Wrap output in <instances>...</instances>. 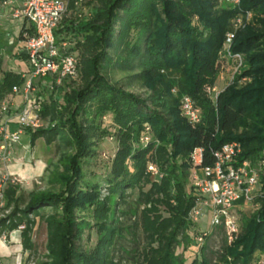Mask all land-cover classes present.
Instances as JSON below:
<instances>
[{
  "label": "trees",
  "instance_id": "1",
  "mask_svg": "<svg viewBox=\"0 0 264 264\" xmlns=\"http://www.w3.org/2000/svg\"><path fill=\"white\" fill-rule=\"evenodd\" d=\"M4 1L16 7L15 0H0L6 16L0 20V103L23 87L27 69L4 70V56H14L34 34ZM78 1L68 0L55 38L62 53L78 59L80 82L64 80L56 96L38 97L46 127L27 131L32 147L43 138L47 146L56 144L60 158L41 178L45 189L25 192L21 184H8L3 209H14L0 219V238L23 225V250L33 254L30 235L39 218L46 223L48 264H256L264 252V199L253 213L240 210L233 244L221 227L210 228L197 244L205 229L189 217L196 203L189 184L197 148L204 166L213 164V151L232 142L241 145L239 161L264 156V0L239 6L226 0H88L81 2L85 13ZM247 12L251 18L231 44L242 59L238 76L212 101L203 88L214 86L226 35ZM12 20H22L17 35L20 24L13 27ZM17 59L27 61L24 52ZM184 96L201 110L195 127L180 116ZM106 116L113 124L105 128ZM147 126L149 141L140 144ZM108 137L117 150L99 172L93 166ZM151 160L158 175L148 172ZM261 182L264 193V176Z\"/></svg>",
  "mask_w": 264,
  "mask_h": 264
},
{
  "label": "built area",
  "instance_id": "2",
  "mask_svg": "<svg viewBox=\"0 0 264 264\" xmlns=\"http://www.w3.org/2000/svg\"><path fill=\"white\" fill-rule=\"evenodd\" d=\"M82 1V0H81ZM239 6L241 0H226ZM4 6L10 7L9 11L14 19H26L33 25L34 34L25 42L24 53L27 69L22 77L25 79L23 87L15 86L11 97L5 98L0 103V208L5 206V191L8 184H21L22 181L10 174L9 167L14 162V148L20 144L22 136L27 131H36L46 127L41 117L42 107L33 94L41 84H47V78L53 82L48 83L49 91L55 92V87L64 80H75L78 76V59L69 54L62 53L56 43L55 30L65 15L67 0H20L19 6L12 7V1H4ZM251 18L249 12L240 15L233 22V31L226 35V45L231 46L236 31L244 28ZM67 44L63 43L62 48ZM241 63V57L236 55ZM239 66V65H238ZM40 81V84H37ZM16 96H20L22 106L17 107ZM180 112L183 118L192 126H197L202 120V113L195 102L184 96L180 101ZM13 126H15L13 128ZM149 136L145 138V143ZM143 142V143H144ZM241 145L232 142L213 151L214 162L212 165H203V149L192 151L190 160L193 165L191 172L193 194L196 203L189 217L199 223L205 215L209 216L208 228L203 234L196 237L197 244H203L209 229L223 228L228 242L236 240L240 228L236 216L237 210L246 206H253L256 210L264 199L263 185L264 156L255 163L249 160L239 161ZM201 171V174L199 172ZM148 172L158 175L154 164L148 166ZM24 226L18 228L23 230ZM5 237V236H4ZM256 264H264V256Z\"/></svg>",
  "mask_w": 264,
  "mask_h": 264
},
{
  "label": "rangeland",
  "instance_id": "3",
  "mask_svg": "<svg viewBox=\"0 0 264 264\" xmlns=\"http://www.w3.org/2000/svg\"><path fill=\"white\" fill-rule=\"evenodd\" d=\"M68 2V0H67ZM81 2H88V0H79L77 3V8L79 11H84L87 12L88 9L87 7H84ZM17 4V3H16ZM17 6H19V4H17ZM85 8V9H83ZM6 17L4 15V13H0V20H4ZM14 19V18H13ZM12 22H14V20H12ZM18 29V28H17ZM14 34L17 35V31L15 29V31H13ZM236 55L238 54H233L231 53V46H227L226 42H224L222 50L220 52V58L221 60H223V64L222 67L220 68V70L216 73V77H215V84L214 86H209V85H205L204 86V92L207 95L208 98H210V100L215 101L217 96L228 86H231L234 84L236 77L238 76V70L239 67L241 66L242 62L239 64V59L238 57H236ZM7 58H5L6 61ZM242 60V59H241ZM4 61V59H3ZM5 63V62H4ZM12 66H14L15 69L17 70H21L25 67V64L23 61L17 60L11 63ZM5 65V64H4ZM239 65V66H238ZM75 83H79V75L77 76V78L75 80ZM245 81V79H244ZM48 83L51 84L52 82L48 81L47 84H41L40 87H38V90L36 91V93L33 94L34 99H38V97H42L44 99H48L49 97H54L56 96V92L51 93L49 91V87H48ZM133 91L137 92V93H143L144 91H142L141 89H133ZM16 100L19 102L16 103L17 107H21L22 106V98L20 96H16ZM180 116L181 112H180ZM183 118V117H182ZM112 120L109 118V116H106L103 119V126L106 128L108 126H111ZM151 132V129L149 126H147L143 132V134H141V138H140V144H143V142L145 141L146 136ZM101 147L99 150V157L97 158L96 164L94 163V169L99 171L101 168H104V164H109V160L113 157V155L115 154L116 150H117V143L115 138H111L108 137L106 139H104V141L101 142ZM145 143V142H144ZM31 156H28V151L27 155H26V159L27 160H32V162L34 163V159L39 161L40 163L43 164L44 166V172L41 176H47L48 172L46 170H52L54 168V165H56L58 163V160L60 158V154L61 151L60 149H57L56 144H53L51 146H47L44 142L43 138H40L36 141V147L33 150H29ZM34 158V159H33ZM26 161V160H25ZM107 162V163H105ZM153 163V161H149L150 163ZM151 163V164H152ZM100 172V171H99ZM200 175L201 171L199 172ZM39 179H34V181L31 182V180L29 181V185H27L26 183H24V187L23 190L25 192H29L31 189L35 188V189H39V190H43L45 189L47 186L45 183H43L40 178ZM38 178V177H37ZM190 187H192L194 184L192 183V179H190ZM134 194H137L134 193ZM134 198L136 197V195L133 196ZM14 206H10L9 208L6 209H1L0 208V219L1 218H7L12 212H13ZM256 209L253 206H246L245 208H242V213L243 214H248V213H253ZM241 212L240 210L236 212V216H237V220L239 221L241 219ZM208 219L209 216L205 215L203 219L200 220L199 223H197V226L199 229H207L208 228ZM139 239L138 242L140 245L143 244V236L141 233H139ZM6 237L7 241H10L9 238V234H4L3 237ZM31 242L34 245V250H33V254L27 253L26 251H24V255H21L20 258H18V261H16V263L14 262V264H48V251H47V230H46V223L44 222V220H41L39 218L36 219V223L35 226L33 228V231L31 232ZM20 239H21V233H19L17 235L16 238V243L19 244L20 243ZM132 237L128 236L127 237V241L124 242L125 244V248L126 250H130L131 248H133V241L131 242ZM235 241V240H234ZM232 241L231 243L228 242V244H233ZM186 257H191L193 255V253L189 250L186 251L185 253ZM123 256H125V254H123ZM262 257L264 256V252L263 255H261Z\"/></svg>",
  "mask_w": 264,
  "mask_h": 264
},
{
  "label": "crops",
  "instance_id": "4",
  "mask_svg": "<svg viewBox=\"0 0 264 264\" xmlns=\"http://www.w3.org/2000/svg\"><path fill=\"white\" fill-rule=\"evenodd\" d=\"M16 3L20 4L19 0H15V2H14V4L17 6ZM0 13H4V12L0 11ZM21 22H22V20L12 22V23H14L13 27L15 26V24H16V26H19L18 24H20V27L19 28L14 27L13 31H15V29H16V31L18 32V30H20L22 28ZM8 25H9V27L11 26V24H8ZM10 40L13 41L12 36H11ZM20 47H22V48H20ZM22 52H24V46H22L20 44V46H17L13 50L12 55L15 54L14 56H10V55L6 56L5 55L4 61H3V69L4 70L11 69L13 71H17V69H15L11 63L14 61H17L18 55L21 54ZM5 58H7L6 61H5ZM24 64H25V67L23 69H21V71H23L27 68V65L25 62H24ZM16 99L17 98H15L14 100L16 101V103L19 104V102ZM14 127L15 126H13V128ZM35 147H36V144L34 147H32V145L30 143L29 133L25 132L22 136L20 144L16 145L14 148V162L9 167V172H10V174L17 176L22 181V183H21L22 188L24 187L23 186L24 183L29 185L28 180H31V182H32V181H34V179L35 180L39 179V177L44 172V166L42 163L35 160L34 158H33L34 163L32 162V160L30 161V160L26 159V155H27L26 151H28V156H31L29 150L30 149L33 150V149H35ZM40 180H41V178H40ZM19 233H20L19 230H15V231L11 232L9 234L10 241H7L6 237H3V236L0 238V264H14V262L16 263V261H18V258H20L21 255H24V250L22 247L21 239H20L19 244H17L15 241L17 238V235ZM27 253H29V252H27Z\"/></svg>",
  "mask_w": 264,
  "mask_h": 264
}]
</instances>
